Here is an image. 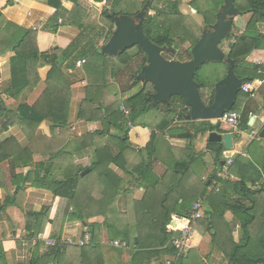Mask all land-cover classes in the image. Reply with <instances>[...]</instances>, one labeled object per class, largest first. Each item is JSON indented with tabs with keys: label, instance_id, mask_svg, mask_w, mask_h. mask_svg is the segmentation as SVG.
<instances>
[{
	"label": "trees",
	"instance_id": "16d2710c",
	"mask_svg": "<svg viewBox=\"0 0 264 264\" xmlns=\"http://www.w3.org/2000/svg\"><path fill=\"white\" fill-rule=\"evenodd\" d=\"M93 1L102 3L104 0ZM181 1L170 2L168 9H166V6L149 8L144 24V32L154 44L160 47L173 46L175 48V39L177 36H181L177 35L176 30L177 28H179L180 32L183 30V36L180 39L183 43L190 41L191 47L186 51L187 54L176 52L169 59L185 62L192 58L191 49L198 43L204 28L198 27L199 34H196L191 29L186 28L184 25L182 26V22L179 21L181 17V11L179 9ZM224 1L192 0L190 5L195 10L196 15L202 16L204 24L207 26L216 23L217 14L224 4ZM47 4L55 10L49 21L52 33H55L61 26L59 19L67 13L69 15V23L81 29V36L71 43L69 48L72 52L75 51L77 44L84 42V32L86 31L84 26L75 20L76 16L82 12L81 6L76 5L71 12H68L64 8L61 0H47ZM145 4L146 1L141 3L137 0H113L110 7H106L105 9H111L116 16H136ZM12 5H14V0H0V60L9 58L11 63V78L4 87H1L4 88V93L14 100H19L27 91L35 90L40 84L45 85V89L33 105L25 101L20 103L16 110L6 109L2 116V112L0 111V126L3 130H7L11 126L19 124L30 135L28 133L29 129L34 132L44 121H48L51 124V130L55 132L53 141L60 145L59 149H61L51 153L49 159L51 163L47 166L48 170L45 177L40 178L39 181H35V185L38 187L53 191L56 197L55 204L53 207H46L38 212H34L30 217L32 221L27 224V229L33 238L44 234L46 238H54L56 244L46 249L43 258L37 256L30 264H63V258L71 247L91 251L95 250L89 245L83 248L64 244L61 242V234L65 222H83L86 226L89 224L91 244H94L99 239L100 225L97 222L89 223L88 221L99 216L105 219L104 224L108 227L109 238L111 240L119 239L127 242V244L140 252H151V250H154L153 252L161 255L162 258L167 256L175 257L177 249L173 241L181 237L183 226L178 227L172 225L173 222L177 221L182 223V225L192 223V211L188 203L189 201L184 199L180 203L177 200V206L173 210L165 206L167 197L163 198L160 202L163 206L161 212L149 213L143 218H140L139 223L151 222L148 232L144 233L140 225H132L134 229H132L133 227L114 228L110 223L116 226L118 225L116 220H118L120 224H128V222L123 221L124 219L128 220V217L114 215L117 198L125 192V189H123L124 179L112 169V166L117 167L118 170L126 174L138 175L140 186L145 187L148 193L154 188L162 192L165 190V185L161 181V178L154 174L152 170V162L158 150L159 132L170 128L175 118L178 117L179 120L185 122V125L180 129V133L177 136L187 139V148L191 149L193 141L198 135L211 132L226 133L227 131L223 130L220 124H212L210 121H186L185 115L188 113V108L185 107L180 97L172 98L170 105L154 103V86L151 83L144 84L135 79L129 91L124 93L120 100L113 98V102L108 104L106 103L105 94L102 96L103 101L101 99L99 101L88 96L89 93L81 104L78 119L86 122H97L98 128L85 136L74 140L70 139L67 127L70 119L72 91L63 77L62 67L60 66L62 62L60 64L58 62L60 57L51 55L50 52L41 53L38 49L36 31L21 28L4 17L3 10ZM235 6L242 12L235 19V29L237 26H240L242 21L245 29L237 36H234V33H232L227 39V41L234 40L229 44L230 51L227 57L237 61L235 73L239 78L244 80V83H250L256 79H264V73H260L264 66L249 62L254 51L264 49V34L259 29L264 24V0H236ZM249 14L251 18L246 23L243 17ZM103 19L111 23L109 34L105 39V43H107L113 34L115 25L105 15H103ZM91 49L92 52L89 57L92 63L94 61L96 63L95 59L97 57L110 59L109 56L102 54L101 49H95V46L93 47L91 42H88L83 47V50H79L78 58L83 57L81 60H85V57L88 56ZM138 49L142 51L140 48ZM43 61L52 66L48 73V78L44 83H42L38 73L41 62ZM222 63L225 64L227 73V65L225 62ZM146 64L147 60L134 76ZM99 75L101 74L97 73V78H99ZM225 76L210 84L201 80L199 78V70L197 71L195 80L200 84L203 99L204 93L202 90H210L208 100H204L206 103L213 101L215 84ZM93 85L96 87H93ZM107 87V82H100L91 84L90 89L96 92L98 89L103 90ZM132 89H136V91L130 93ZM245 95L242 91L239 92L233 109L234 111L240 112L241 98ZM108 97L109 95H107V100ZM122 103L128 108L129 116H126L121 111ZM0 104L5 107V101L1 92ZM162 106L165 109L163 112L164 119L156 127L159 132L156 130L153 131L147 146L141 150H137L129 139L131 129L141 126L139 123L141 118L149 113L158 112ZM178 109L181 110L178 111ZM243 123L247 128L249 127V120ZM107 136L117 145L119 149L117 153L112 151L111 146L106 140ZM30 138H33L32 140L35 146L42 144V141H47L39 138L34 139L32 136ZM9 144L15 145L17 143L14 140H10L3 145ZM69 144L73 146L75 152L93 149L91 164L86 167H74L72 164L71 168L68 166L59 168V171L57 170L58 175L53 174V163L69 154L67 151H62V148L69 147ZM1 146L2 144L0 143ZM32 151V148L28 151L31 156ZM224 151L225 149L222 143L208 142L207 144L206 152L214 156L219 168L222 167V163L224 162ZM20 153L21 156L24 155L23 151ZM132 153H135L136 156ZM133 159L139 160V164L129 166V161ZM242 161L246 160L238 156L234 160V164L240 165ZM246 163L253 167L250 162ZM191 164L192 160L188 157L186 162L184 161L174 168L177 173H181L189 170L188 168ZM234 164L229 169L231 175L235 173L234 169L236 165ZM86 170L89 171L85 175H82ZM249 172H251L249 176H241L237 182L221 180L224 185L223 188L220 189L219 193L209 195L210 201L213 203L219 201L224 207L223 212L220 213L221 216H218V214L212 211L208 212L204 223H206L207 230L211 234L212 245L218 246L221 250L222 258L226 261V264H264V213H261L263 211L261 206L264 204L260 203V199H258V196L264 192V187L254 189L253 187H256L258 180L255 178L254 173H257L258 176L259 173L255 168ZM214 179H218L216 173L209 178L210 182ZM207 184L209 183H204L203 190L199 195L200 197L206 196ZM21 192L18 189L14 197L6 200L4 207L0 209V214L9 206L19 205L18 197ZM227 210L231 211L240 223L237 231L231 229L232 231L228 230L225 233L226 231L223 232L222 228L218 226L217 217L223 218ZM54 211L56 213L58 212L57 217L50 215ZM200 222L202 223L203 221ZM49 225L51 230L48 229ZM135 237L138 238L137 242H135ZM37 250H39V247ZM2 255L0 253V264H6ZM188 256L189 252L185 256H181L174 264H195L191 259L188 260ZM202 264L206 263L202 262Z\"/></svg>",
	"mask_w": 264,
	"mask_h": 264
},
{
	"label": "crops",
	"instance_id": "0c3cea01",
	"mask_svg": "<svg viewBox=\"0 0 264 264\" xmlns=\"http://www.w3.org/2000/svg\"><path fill=\"white\" fill-rule=\"evenodd\" d=\"M61 1L68 12H71L76 5L82 8V12L76 16L75 20L86 29L84 32L85 38L84 42L77 44V49L73 52L69 49L70 45L81 36L82 31L79 27L69 23L70 20L67 13L59 19L61 26L55 33H52L49 21L55 10L48 6L47 0H14V5L8 6L3 10V15L8 21L21 28L36 31L38 49L41 53L50 52L51 55L60 57L58 62L59 64L62 62L60 66L62 67L63 77L72 91L70 119L67 130L69 138L74 140L98 128L97 122H86L78 119L81 104L87 95L90 93L88 96L103 101L102 96L105 94L107 104L113 102L112 99L115 97L119 96L122 98V95L129 91L131 87V84H129L130 75L140 70L147 57L143 51H139V54L127 59L122 64L124 65L123 67L119 65L120 61L117 59L118 57H110V59L97 57L95 59L96 63L95 61L92 63L89 57L92 52L91 49L88 56L85 57L87 62L81 67L77 66V62L83 59V57L78 58V52L79 50H83V47L88 42H91L97 50H102L106 44L105 39L111 27L107 25L108 21L103 19V15H105L104 10L109 0H104L102 3H96L93 0ZM245 22L247 23L248 21L245 20ZM47 60L49 59L47 58ZM44 61L41 62L38 71L42 83L47 80L48 73L52 68L51 65L46 64ZM258 61L264 63V49L254 51L249 60L250 63L255 65H259ZM260 66H264V64ZM0 71V92L4 98L6 109L16 110L20 103L25 101L33 105L45 89V85L40 84L35 90L27 91L19 100H14L4 93L3 88L11 78V63L9 58L0 60ZM261 72L264 73V67L261 69ZM97 73L101 74L99 78H97ZM100 82H107L108 87L103 90L98 89L96 92L91 91V84ZM58 85L61 86L60 84ZM93 87L96 86L93 85ZM107 95H109L108 100ZM121 107L128 109L124 103H122ZM164 110L161 107L158 112L147 114L139 120L141 126L131 129L129 139L137 150L145 148L150 141L152 132L158 131L156 127L164 119ZM240 112L243 114V121L240 125L243 133L245 134L252 129H256L259 132L258 136L253 141H249L246 135L242 136L241 139H235L233 149L224 151V162L221 168L218 167L214 156L206 152L209 133L198 135L193 141L191 149H188V140L177 136L180 133V129L185 125V122L179 120L178 117L175 118L170 128L162 132L158 131V150L152 162L154 174L161 178V181L165 185L164 191L161 192L154 188L148 193L145 187L140 186L138 175L126 174L118 170L117 167L112 166V169L124 179L123 189H125V192L117 198L114 215L116 214L118 217L127 216L128 220L124 219L123 221L128 222V224H120L116 220L118 225L115 226V224L111 223L110 225L114 228H132L135 225H140L141 230L145 233L148 232L151 222L139 223L140 218L149 213L161 212L163 206L160 202L163 198L167 197L165 206L173 210L177 206V200L180 203L184 199L189 201L191 211H193L194 204L201 201L203 218L192 222L194 232L188 243L190 246L188 260L191 259L195 264H202V262L206 264H222L221 250L218 246L212 245L211 234L208 232L204 220L208 212L211 211L221 216L220 213L223 212L224 207L219 201L216 203L210 201L209 195L219 193L220 189L224 186L222 181L237 182L241 176H249L251 173L249 171H252L254 168L260 177L257 173H254L255 178L258 180L256 187L253 188L264 187V86L259 89L254 97L247 93L243 96ZM250 113L254 116L249 117ZM247 120H249L248 128L243 123ZM210 122L215 124V122ZM224 129L227 131L226 128ZM28 133L30 135L19 124L11 126L7 130H3L0 126V143L2 144L0 147V209L4 207L7 199L17 194L18 189L22 191L18 197L19 205L9 206L0 214V253L3 254L2 256L6 264H30L35 257H44L47 248L42 243H35V238L28 231L27 224L32 221L30 217L34 212H38L46 207H53L56 199L53 191L35 185V181H39L40 178L45 177L48 170L47 166L51 163L49 160L51 153L61 150L59 149L60 145L53 141L55 132L51 130L50 122L44 121L34 132L29 129ZM112 133L114 132L112 131ZM31 136L34 139L39 138L47 141H42V144L35 146L33 138H30ZM10 140H14L17 144L3 145ZM106 140L111 146L112 151L117 153L119 150L117 145L108 136ZM31 148L33 150L32 156L28 153ZM22 151L24 155L21 156L20 152ZM62 151H67L69 154L53 163V174H57V170L59 171L61 167L65 168L68 166L71 168L72 164L74 167H86L92 162L93 149L75 152L73 146L69 144V147H63ZM244 153L246 156H244ZM132 154L136 156L135 153ZM234 154L233 160H236L239 156L246 161H242L240 165H236L233 162L236 165L234 169L235 173L231 175L228 170L226 176L223 172V165L226 158ZM188 157L192 160V164L188 168L189 170L177 173L174 167L184 161L186 162ZM139 162V160L133 159L129 161V166L139 164ZM246 162H250L254 168ZM214 173H216L218 179L210 182L209 178ZM223 175L225 178H223ZM204 183H209L206 188V196L200 197L199 195L203 190ZM171 187L172 189L170 190ZM258 199H260V203L264 204V192L258 196ZM246 204L249 205L248 203ZM261 208L263 210L261 213L263 214L264 205ZM50 215L57 217L58 212L54 211ZM104 221L105 219L101 216L88 221L89 223L97 222L100 225L98 242H94V244L90 242L89 245L95 250L91 251L71 247L63 258V264H168L169 262L174 264L176 262L174 256L162 258L161 255L155 254L154 250H151V252H140L127 244V242H125L127 244L125 248L113 246L112 241L119 239L111 240L109 238V230ZM200 221L203 222L201 223ZM129 222L132 223L129 224ZM217 222L223 232L226 231L225 233L231 229L237 231L240 227L239 221L229 210L225 212L223 218L217 217ZM187 225V223L182 225V223L177 221L173 222L172 226H183L184 229ZM48 229L51 230L50 225ZM213 231L215 232V230ZM86 232H90L89 224L86 226L83 222H65L61 238L74 237L79 239ZM51 239L54 240V238ZM136 239L138 241L137 237H135ZM38 247L39 250H37Z\"/></svg>",
	"mask_w": 264,
	"mask_h": 264
},
{
	"label": "water",
	"instance_id": "95a60500",
	"mask_svg": "<svg viewBox=\"0 0 264 264\" xmlns=\"http://www.w3.org/2000/svg\"><path fill=\"white\" fill-rule=\"evenodd\" d=\"M236 0H225L215 24L204 27L198 43L191 49L192 58L181 62L167 59L168 47L154 44L144 32V24L151 0H148L136 16L116 14L105 9L104 14L115 24V30L109 41L103 46L102 53L109 57H118L132 48H140L147 57V64L136 75L138 81L151 83L155 92L154 103L170 105L172 98L180 97L188 108L187 121L201 122L220 119L226 111L233 110L244 80L235 73L237 61L227 57L221 45L233 33L235 19L242 12L235 6ZM171 54H174L171 53ZM208 62H225L226 76L215 84L213 101L206 103L202 97L200 84L195 80L197 71ZM6 108L0 104L1 116ZM225 130V129H223ZM226 131V130H225ZM235 136L231 133H209V142L222 143L225 150H232ZM89 170L83 172L85 175ZM137 242V239L135 240Z\"/></svg>",
	"mask_w": 264,
	"mask_h": 264
},
{
	"label": "built area",
	"instance_id": "2783aa9c",
	"mask_svg": "<svg viewBox=\"0 0 264 264\" xmlns=\"http://www.w3.org/2000/svg\"><path fill=\"white\" fill-rule=\"evenodd\" d=\"M61 22V20H60ZM86 63V60H79L77 62V66L81 67ZM259 65H263L262 61L257 62ZM261 73V71H260ZM264 86V79H257L254 82L250 83H243L240 91L243 93L250 94L251 96H255V94L259 91L261 87ZM121 111L126 115L129 116V110L125 107H121ZM252 113L249 114V117H253ZM243 121V114L238 111L230 110L226 111L224 115L215 121V124H220L222 129L226 128L227 131L235 136L236 139H241L242 136L246 135L249 141H253L258 136V130L252 129L250 132L243 133L240 128V125ZM253 128V126H252ZM244 156L246 154L244 153ZM235 154L232 156H228L225 160V164L223 165V172L226 173L230 166H232L234 162ZM203 218V207L201 201H198L193 206V211L191 215L192 222L201 220ZM194 229L193 224H188L183 230L182 235L180 238H176L173 241L175 248L177 249V253L174 259L177 261L181 256H185L187 252L190 250L189 241L193 235ZM61 242L67 245L76 246V247H85L90 245L91 242V234L90 232L83 233L81 238L76 239L74 237H65L61 238ZM35 243H42L44 247L48 248L54 246L56 241L53 239L46 238L43 234H40L37 238H35ZM112 245L119 248L127 247V244L120 240L112 241ZM168 264H172L169 262Z\"/></svg>",
	"mask_w": 264,
	"mask_h": 264
},
{
	"label": "rangeland",
	"instance_id": "374dc122",
	"mask_svg": "<svg viewBox=\"0 0 264 264\" xmlns=\"http://www.w3.org/2000/svg\"><path fill=\"white\" fill-rule=\"evenodd\" d=\"M113 0H109L107 3H106V7H110L111 3H112ZM138 2H144V1H148V0H137ZM151 7L150 8H158V7H163V6H166V9H168V4L170 2H173V1H177V0H151ZM192 0H182L181 1V4L179 6V9L181 11V17L179 18V21L182 22V26L184 25L186 28L188 29H191L194 33L196 34H199V29L198 27H202L204 28L205 27V24H204V20L202 19V16L200 15H196L195 14V10L192 9L190 3H191ZM200 4L202 5L201 1H200ZM222 7V6H221ZM248 17H245L244 16V21H249L250 18H251V15H246ZM178 20V18H177ZM108 26L111 25L110 22H107ZM239 25V24H238ZM245 29V26L243 27V21L242 23L240 24V26H237L236 29H234V36H237L239 35L242 31H244ZM260 31L264 34V24L263 26H260ZM177 35H181L183 36V30L180 32L179 28H177ZM181 36H177L176 39H175V48L173 46H167L169 49H170V53L168 54H165V57L167 59L171 58V56H173L174 54H171V53H176V52H180V53H184V54H187V50L191 47V42L190 41H185L184 43L181 41ZM234 40H231V41H225L224 43H222L221 47L224 49L223 51L228 53L229 52V44L231 42H233ZM264 48V47H263ZM139 49L137 47L133 48V49H130L128 50V52H123L122 56L120 58H117L119 59L120 61V66H124L122 64H124L126 62L127 59H129L130 57H133L135 56L136 54H139ZM141 53V52H140ZM103 54V53H102ZM143 55V54H142ZM123 60V61H122ZM135 64V63H134ZM94 66V65H93ZM137 68V67H136ZM136 68H134V70H136ZM226 73V66L224 63L222 62H208L206 64H204L200 69H199V78L203 81H206L210 84H213L214 82H216L219 78H222ZM136 74V73H134ZM133 75H130L129 77V84L133 85L136 76ZM135 78H134V77ZM131 91V90H130ZM136 89H132V92H135ZM112 92H114V90H112ZM202 92L204 93V100H208L209 98V93H210V90H207V89H204L202 90ZM116 99H121V97H115ZM243 99V97L241 98V100ZM162 109H164V106H162ZM128 110V109H127ZM91 164V163H90ZM226 175V173H224ZM227 176V175H226ZM223 178H225V176L223 175ZM134 229V227L132 228ZM226 264V261H222V264Z\"/></svg>",
	"mask_w": 264,
	"mask_h": 264
}]
</instances>
